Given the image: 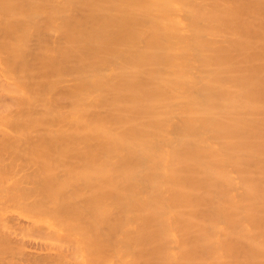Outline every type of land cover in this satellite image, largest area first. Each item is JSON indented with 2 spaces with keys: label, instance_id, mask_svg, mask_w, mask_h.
<instances>
[{
  "label": "bare ground",
  "instance_id": "obj_1",
  "mask_svg": "<svg viewBox=\"0 0 264 264\" xmlns=\"http://www.w3.org/2000/svg\"><path fill=\"white\" fill-rule=\"evenodd\" d=\"M0 65L74 264H264V0H0Z\"/></svg>",
  "mask_w": 264,
  "mask_h": 264
},
{
  "label": "rangeland",
  "instance_id": "obj_2",
  "mask_svg": "<svg viewBox=\"0 0 264 264\" xmlns=\"http://www.w3.org/2000/svg\"><path fill=\"white\" fill-rule=\"evenodd\" d=\"M52 37H50V39H51ZM32 41H31V40ZM30 39H29V47H28V50H33V52L32 51H27L28 53H26L25 54V58H29V55H31L30 56V58H33L32 57V55H34V50L36 51L38 48H39V46H38V39H35V37H34V40H33V37L31 38L30 37ZM53 40V39H52ZM57 40H59V39H57ZM32 42V43H31ZM33 44V45H32ZM36 45V46H35ZM31 46V47H30ZM33 46H35V48L33 47ZM31 48H34V49H31ZM33 53V54H32ZM29 54V55H28ZM26 59V60H27ZM30 59H28L27 61H29ZM1 66V65H0ZM2 67V66H1ZM0 70L3 72V68H0ZM14 71V70H13ZM0 73L1 74V76H3L4 75V72L3 73ZM0 76V77H1ZM5 77H6V79H5ZM9 77V76H8ZM2 78V77H1ZM4 79H5V83H3V85H2V83H1V81L3 82V79H0V85L1 86H4L5 84L7 85V81L8 80H10V81H8V84L9 83H11V77L10 78H7V76H5L4 75ZM11 85V84H10ZM5 87H8L9 89L11 88V87H9V85H7V86H5ZM1 88V87H0ZM7 88V89H8ZM2 89V90H1ZM0 89V106H1V108H0V116L3 114H5L4 115V117L6 116V114L8 113H6V111H12V110H14V108L16 107V105H14L15 104V102H16V104H17V101H15L14 99V97H12V96H9L10 94H9V90H7L6 92L9 94H7L6 92H4V93H6V95H4V93H3V89L4 88H1ZM6 90V89H5ZM2 91V92H1ZM3 95V96H2ZM5 96V97H4ZM1 97H2V99H1ZM4 98V99H3ZM9 99V100H8ZM12 100H14V101H12ZM3 102V103H2ZM2 103V104H1ZM10 103V104H9ZM11 103H12V105H11ZM9 104V105H8ZM2 106H5V107H2ZM9 106V107H8ZM5 108V109H4ZM10 108V109H9ZM13 108V109H12ZM3 111V112H2ZM5 112V113H4ZM2 117V116H1ZM0 117V122H2V120L1 119H5L4 117H2L1 118ZM1 125H4V122H2V124ZM3 127V126H2ZM1 128V127H0ZM5 128V127H4ZM13 127H9L8 129L10 130V132H11V134H12V132L14 131V128L12 129ZM7 129V130H8ZM1 130H3V128L2 129H0V136L2 137V132L3 131H1ZM8 130V131H9ZM15 132L16 131H14V134H15ZM10 136H12V135H10ZM14 136V135H13ZM0 137V145H1V138ZM0 149H1V146H0ZM3 151H1L0 150V176H1V178H0V180H1V183H0V186H2V190L3 189H5L2 193H1V189H0V215L2 216L0 219V264H65V262L64 261H66L67 259V261H66V264H68L69 263V261H70V263L69 264H74L75 263V261L77 262V260L79 261L80 259H78L79 257H78V255L80 254V251L79 250H77L78 251V253H77V256H76V258H77V260H75V261H73L74 259H75V255H74V251H76V247H75V249H73V248H71L72 246L71 245H73V243L72 242H74V241H72L69 237H70V235L69 236H67L68 234L66 233L67 231V229H65V233H66V236L64 235V233L63 234H58V231L60 232V233H62L64 230H62L64 227L63 226H65V225H63L62 223H61V221H59V220H57V218L56 217H54V213L52 212V214L49 212V210H51L52 211V208H51V205H44L43 204V207L45 206H49L48 208H50L49 210H48V214H50V216L47 214V216H46V218H45V220H49V221H51V222H53L54 221V218L56 219V222H58V225H57V223L54 221V223H51V225L54 227V228H56V230L57 231H51L50 230V228H48L49 226H48V224L47 223H45V222H42V223H44V225L43 224H41V222H39V223H36L35 225H34V223H32V219L35 217V216H37V208H36V212H34L35 210V208L33 209V212H31L32 210V208H33V204H34V206H35V203H36V205H37V201H40L41 202V200H40V198L42 199V197H40V195H41V193H42V191L39 193V191H38V193L34 190V189H36L37 188V183H36V179H37V177H36V179L34 180V178H33V180L30 182V180L29 179H31L32 178V167H34V165L32 166L31 164H33V163H31L30 164V160L27 162V164H26V162L24 163V161L22 160L21 161V159H23V158H17V160L13 157V155H12V157H11V154L9 153L10 152V150H8V151H5V152H3ZM9 153V155H8V153ZM2 153V154H1ZM3 154H5L4 156H3ZM7 155V156H6ZM10 156V157H9ZM25 156V155H24ZM23 156V157H24ZM8 158V161H7V158ZM26 157V156H25ZM11 158V159H10ZM20 160V163L18 162ZM18 162V165H17V163H15V162ZM25 161H27L26 159H25ZM12 162H13V164H12ZM5 163V164H4ZM23 163H24V165H23ZM10 164H12V165H10ZM26 164V165H25ZM9 165V166H8ZM13 165H15L16 166V168L14 169V166ZM22 167H21V166ZM31 166V168H30V166ZM18 166V167H17ZM29 166V167H28ZM9 167H13L12 169L11 168H9ZM19 168V169H18ZM21 168V169H20ZM9 169H11V170H9ZM35 169V168H34ZM5 170H7L8 171V173H7V171H5ZM14 170H16L15 172H14ZM9 171H11L10 173H9ZM19 172V174L17 173L16 174V172ZM2 172H3V175H5L6 176V173H7V177H5V176H3L2 177ZM36 172H38V171H36ZM36 172H34L33 173V175L36 173ZM59 172H61V170L59 171ZM5 173V174H4ZM27 175H26V174ZM30 175H29V174ZM10 176H9V175ZM19 175V176H16V175ZM41 174V173H40ZM59 174V173H58ZM24 175V176H23ZM28 175L30 176V177H28ZM38 175V174H37ZM25 176L27 177V179L25 178ZM35 176H36V174H35ZM13 177V178H12ZM39 177H41L42 178V176H39ZM5 178H6V180H5ZM9 178V179H8ZM11 178V179H10ZM17 179V180H16ZM19 179V180H18ZM39 179V178H38ZM14 180V181H13ZM16 180V181H15ZM40 180V179H39ZM9 181V182H8ZM18 181V182H17ZM21 181V182H20ZM5 182V183H4ZM12 182V183H11ZM14 182V183H13ZM16 182V183H15ZM35 182V183H34ZM41 182V181H40ZM9 183V184H8ZM10 183H11V185H10ZM33 183V184H32ZM12 184H14L13 186H12ZM17 184H19V185H17ZM32 184V185H31ZM34 184H37L36 185V187L34 188ZM41 183H39V185H40ZM17 185V186H16ZM22 185V186H21ZM19 186V187H18ZM5 187V188H4ZM16 187V189H14ZM34 189H33V188ZM13 188V190L11 191V192H9L11 189ZM18 188V189H17ZM24 188V189H23ZM10 189V190H9ZM21 191V192H19V191ZM40 190V189H39ZM16 191H17V193H16ZM25 191H27V192H25ZM5 192H8L10 195H11V201L9 200L10 198H9V194H8V196H6V194H5ZM13 192L15 193L14 194V196H13ZM18 192L19 193H21V194H18ZM44 192V191H43ZM4 193V194H3ZM12 193V194H11ZM25 193V194H24ZM27 193V194H26ZM45 193V192H44ZM3 194V195H2ZM17 194H18V196H17ZM24 194V195H23ZM25 195H26V197H25ZM45 195H46V193H45ZM44 195V196H45ZM48 195V194H47ZM20 196H22V197H20ZM43 196V195H42ZM15 197H18V198H15ZM48 197V196H47ZM47 197H45V198H47ZM20 198V200L22 201V200H24L25 202H23L22 201V203H21V201L20 200H18ZM23 198V199H22ZM27 198H30V199H27ZM49 198V197H48ZM47 198V199H48ZM17 199V201H15ZM27 199V200H26ZM15 202H14V201ZM33 202H32V201ZM37 200V201H36ZM43 200V199H42ZM44 200H46V199H44ZM50 200V199H49ZM19 201H20V204H19ZM30 201V202H29ZM16 202H18V203H16ZM39 202V203H40ZM44 201H42L41 203H43ZM46 202V201H45ZM44 202V203H45ZM14 203V204H13ZM15 203H16V205L17 204H19V205H23V203H24V205H25V207L24 206H20L19 208L18 207H16V205H15ZM26 203V204H25ZM28 203V204H27ZM30 203H33V204H30ZM40 203V204H41ZM57 203V202H56ZM31 205L32 206V208L30 209V206H27L26 207V205ZM48 204H49V202H48ZM19 205H17V206H19ZM58 206V205H57ZM29 207V208H28ZM38 207V206H37ZM22 208H26V210H24V209H22ZM27 208H28V211H27ZM48 208H45V209H43V213L45 214L46 213V211H47V209ZM22 209V210H21ZM29 210H31V211H29ZM39 210V212H41L42 211V207L40 208V209H38ZM45 211V212H44ZM28 212H29V215H28ZM37 213V214H36ZM43 213L41 212V214H39V217L38 218H41V217H43ZM31 214V215H30ZM35 214V215H34ZM34 215V216H33ZM40 215H41V217H40ZM52 215H53V217H52ZM33 216V217H32ZM45 216V215H44ZM5 225V229H3V224ZM31 223V224H30ZM39 224V225H38ZM41 224V225H40ZM45 224L48 226H45ZM61 224V225H60ZM50 225V226H51ZM62 226L61 228H59L58 226ZM32 226H33V228H32ZM36 226V229L34 228ZM41 226H45V228L43 229V227H41ZM7 227V228H6ZM57 227H58V229H57ZM37 228H38V230H37ZM41 228H42V230H41ZM49 229V230H48ZM33 230V231H32ZM36 230H37V232H36ZM45 232H44V231ZM32 231V232H31ZM36 233H35V232ZM40 231V232H39ZM46 233V234H45ZM49 235H48V234ZM56 233V235H53V234H55ZM52 234V235H51ZM53 236H55V239H56V237H58L56 240H54V238H53ZM46 237V238H45ZM53 238V239H49V238ZM66 237H68V238H66ZM62 238H64L65 240L63 241V240H60V239H62ZM49 239V240H48ZM70 240L72 241L71 243H70ZM50 241V242H49ZM53 241H56V242H54V244H53ZM63 241V242H62ZM57 242H58V244H57ZM62 242V243H61ZM64 242H66L67 244H65ZM68 242L71 244H69V246H68ZM61 243V244H60ZM75 243V242H74ZM4 244V245H3ZM52 244V245H51ZM66 245L69 249H67V247H66V249L68 250L67 251V253H66V249H65V247H63L64 245ZM3 245V246H2ZM57 245H58V248H57ZM62 245V246H61ZM61 246V247H60ZM73 246H76L75 244L73 245ZM4 247V248H3ZM62 247L64 248L63 250H62ZM59 248H61V249H59ZM58 249V250H57ZM65 251V253L63 252L62 253V251ZM72 254H71V253ZM60 253V254H59ZM75 253V254H76ZM61 254H65L64 256L62 255V257H61ZM72 255H73V257H72ZM61 258V259H60ZM65 258V259H64ZM72 258H74L73 260H72ZM63 260V261H62ZM72 260V261H71ZM72 262V263H71Z\"/></svg>",
  "mask_w": 264,
  "mask_h": 264
}]
</instances>
